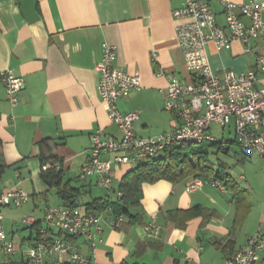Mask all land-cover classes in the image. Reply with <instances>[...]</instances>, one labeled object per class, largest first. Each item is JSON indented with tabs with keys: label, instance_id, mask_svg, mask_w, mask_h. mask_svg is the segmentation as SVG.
<instances>
[{
	"label": "crops",
	"instance_id": "1",
	"mask_svg": "<svg viewBox=\"0 0 264 264\" xmlns=\"http://www.w3.org/2000/svg\"><path fill=\"white\" fill-rule=\"evenodd\" d=\"M222 1L208 3L217 23L224 26ZM182 2L0 0V69H10L23 81L18 103L12 106L0 79V192L17 187L29 193L26 202L2 209L3 227L15 252L4 256L0 264L25 260L21 250L34 244L38 229H45L49 237H66V233L44 223L47 205H66L70 197L68 202L75 200L81 212H90L87 203L94 199H117L122 177L144 162L113 167L108 189L112 194L98 184L95 175L84 181L78 179L90 147V134L101 128L105 136H121L107 115L97 86L95 64L104 42L117 46L114 66L141 78L138 89L116 101L119 111L137 112L135 134L152 136L170 131L179 123L176 115L164 108L167 78L160 72L181 80L191 78L175 32V24L181 20L172 16V10ZM253 51L263 52V41L254 39ZM207 53L218 75L226 69H256L253 53L246 52L238 40L218 50L209 43ZM227 127L233 138L222 137L229 148L221 151L231 153L239 165L237 178L227 163L219 162V170L212 169L209 179L190 174L177 181H145L137 204L121 215L122 221L116 226L111 225V208L92 210L102 215L103 227L94 250L82 237L68 240L90 258L89 264H223L249 236L259 228L264 230V156L246 154L235 140L232 122ZM42 140L49 142L52 153L61 161L59 186L49 185L41 177ZM211 148L207 149L208 156ZM218 151L215 149V153ZM216 174L225 184L214 179ZM192 179L201 180V186L187 189ZM213 180L224 189L214 186ZM82 193L89 199L81 202ZM26 216L34 219L32 226L22 221ZM150 222L158 225L156 234L146 232ZM61 263H68L66 256H45L42 264ZM254 264H264V248Z\"/></svg>",
	"mask_w": 264,
	"mask_h": 264
},
{
	"label": "built area",
	"instance_id": "2",
	"mask_svg": "<svg viewBox=\"0 0 264 264\" xmlns=\"http://www.w3.org/2000/svg\"><path fill=\"white\" fill-rule=\"evenodd\" d=\"M172 10V16L181 20L175 24L179 47L184 56V66L191 74L189 80L160 72L167 78L164 91V108L176 115L179 123L170 131L142 137L135 134L133 123L136 111L121 112L116 101L141 86L139 75H131L114 66L117 46L104 42L101 57L95 64L98 73V91L109 119L121 131L120 138L103 135L101 128L90 134V147L80 166L78 179L86 180L95 175L98 184L111 188L112 168L137 163L156 156L171 146L182 143H200L215 140L208 129L212 122L226 127L232 122L237 144L246 154L253 152L264 156V51H253V40L264 45V0L236 2L223 0L225 24L217 23L208 0H182ZM233 40L242 43L246 52L253 53L256 69L235 72L226 69L222 75L215 73L210 65L207 46L212 43L218 49L229 48ZM6 98L12 106L18 103L23 88L22 79L10 69H0ZM223 147H229L227 142ZM224 189L218 180L211 182ZM202 181L192 179L187 189L200 187ZM29 199L22 188H9L0 192V258L15 252L14 243L7 238L3 227L2 209L18 206ZM33 225L32 216L22 219ZM122 217L111 219L116 226ZM102 215L81 212L78 206L47 205L44 223L60 231L82 237L90 250L101 241ZM158 225L150 222L145 226L149 234H156ZM39 237L25 252L29 263L42 264L44 257L66 256L70 264H89L90 258L77 246L61 237H49L45 229H38ZM264 248V230L247 238L246 242L230 254L223 264H254L258 253Z\"/></svg>",
	"mask_w": 264,
	"mask_h": 264
},
{
	"label": "trees",
	"instance_id": "3",
	"mask_svg": "<svg viewBox=\"0 0 264 264\" xmlns=\"http://www.w3.org/2000/svg\"><path fill=\"white\" fill-rule=\"evenodd\" d=\"M224 142L227 141L221 139L220 142L203 141L198 144L182 143L180 145L166 148L161 156L144 160V162H141L140 164L133 167L122 177L117 187V190L120 192V195L117 199L111 200L109 198H98L87 203V206L91 213H93L92 210L100 212L101 210L111 208L113 213L112 215L114 217H119L121 215L128 214V208L131 205L137 204L138 198L140 196L141 185L145 181H155L159 178H167L171 181H177L190 174L200 176L203 179H209L212 168L207 158V149L209 147H213L216 150H225L229 148L223 147ZM227 143L229 144V142ZM39 148V159L42 164V170L40 173L41 177L49 185H61V161L52 153L47 140H42L39 143ZM216 177L214 179H219V181L223 182L222 178L218 174H216ZM70 199L71 198L69 197L68 201ZM68 201L66 204L67 206H77V204L74 202L75 200H72V202ZM68 238H75V236L67 234L64 239L70 241ZM10 256L11 255L7 257ZM3 257L0 258V261ZM4 264L34 263H29L27 260H22L20 262H5Z\"/></svg>",
	"mask_w": 264,
	"mask_h": 264
},
{
	"label": "rangeland",
	"instance_id": "4",
	"mask_svg": "<svg viewBox=\"0 0 264 264\" xmlns=\"http://www.w3.org/2000/svg\"><path fill=\"white\" fill-rule=\"evenodd\" d=\"M229 127H225L224 129L221 127V125L217 124V123H214L212 122L210 124V128H209V132L210 134L212 135V137L215 139V140H219L221 139L222 137H225V138H228V139H232L233 138V133L232 132H229ZM238 148L236 145H234V148ZM233 148V149H234ZM210 162L212 163V171L213 172H216L218 171L219 169V162H225L227 163L231 169H229V171H231V174L237 178V174L240 172L239 170V165L236 164V162L234 161V158H233V155H231V153H224L223 151H218L217 153H215V149L214 148H211L209 150V156H208ZM236 169V170H234ZM106 190L107 192H109V194H112V190H108V189H104ZM79 199L81 202L83 201H86L87 199H89V196L88 194L86 193H82L80 196H79ZM22 252H26L27 251V246L26 247H23ZM21 251L19 253V255L17 256V259H20V255H21ZM25 260H26V257H24Z\"/></svg>",
	"mask_w": 264,
	"mask_h": 264
}]
</instances>
